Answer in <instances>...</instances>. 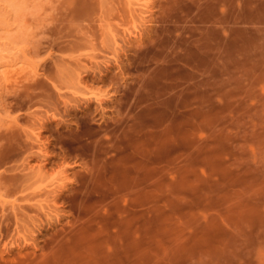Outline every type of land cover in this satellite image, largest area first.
<instances>
[{
	"label": "rangeland",
	"instance_id": "rangeland-1",
	"mask_svg": "<svg viewBox=\"0 0 264 264\" xmlns=\"http://www.w3.org/2000/svg\"><path fill=\"white\" fill-rule=\"evenodd\" d=\"M0 264H264V0H0Z\"/></svg>",
	"mask_w": 264,
	"mask_h": 264
}]
</instances>
